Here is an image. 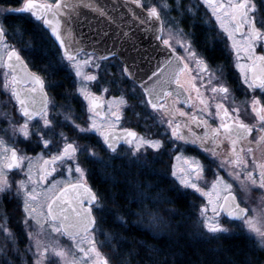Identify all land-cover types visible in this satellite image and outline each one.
I'll use <instances>...</instances> for the list:
<instances>
[{
	"label": "snow or ice",
	"instance_id": "6c2138e0",
	"mask_svg": "<svg viewBox=\"0 0 264 264\" xmlns=\"http://www.w3.org/2000/svg\"><path fill=\"white\" fill-rule=\"evenodd\" d=\"M131 3L137 7H143L142 0H131ZM202 3L211 9L215 22L219 24L223 33L227 34L237 60L243 53V58L248 61V63H237L236 65L241 71L243 83L247 89L253 92L259 89L264 94V54L258 55L256 52L257 46L264 52V15L259 13L257 4L254 0H202ZM260 3L264 6V0H260ZM85 6L93 8L100 16L106 15L104 9L99 5L88 4ZM161 9L171 10L172 5L168 3V0H160V8L155 5L149 6L147 16L143 19L135 12L132 13L141 25L152 23V29L145 30L149 32V46L153 48L156 56L164 57L157 63L155 69L149 68L148 71L143 72L137 64L129 63L127 59H121L123 53L116 46L115 39L112 47H105L106 54L97 55V49L94 43L89 42V38L84 34H78V38L75 37L72 26L78 22V17L74 15L76 5L64 3V0H55V3H50L48 0H43V2L21 0L19 7L0 10L27 13L30 17H34L32 31L46 39L48 30H50L52 36L59 42V47L56 52L51 54L54 59L49 58L41 71L46 76L52 77L59 71L70 68L75 77L79 78L77 92L84 101H87V110L90 113L86 120L88 126L83 127L75 123L70 103L58 106L49 99L45 91V76L27 69V64L20 51L8 43V36L12 33H9L6 25L0 21V49L7 53V60L0 56V68L5 69L2 86L5 91L10 92L11 99L15 100L18 112L23 119V123L19 125L11 124L10 121L13 135L19 134L25 140L36 136L37 144L42 145L48 151L47 159L44 158L43 153L40 154L39 159L43 161V166L34 175L33 158L18 152L15 147H9L5 140L0 138V196L7 198L13 192L12 184L8 180V172L13 169L24 172L26 179L15 182L14 195L19 197L22 202L23 219L21 223L23 232L29 241L25 251L32 253L35 258L34 264H46V254L50 249L64 261V264H112V260L102 254L97 246L95 233L100 226H98L96 216L93 215V209L96 208L102 213L107 211L109 214L111 211L106 208L103 198L88 185L84 168L76 162L78 152L87 154L100 166L101 176L105 182L109 180L113 184L124 182L132 188L126 199H128L129 205L135 204L136 208L133 209L129 206L127 214L137 217V220L134 221L135 224H141L150 229L153 237L165 234L170 227L162 214V206L173 204L174 201L163 195L162 191L152 195L151 190L157 187L156 184L147 179L142 181L138 177L134 181L127 179L128 173L123 170L124 165L113 163L114 159H124L126 155L130 154L128 161L130 164L134 163L137 167L146 168L148 165L144 154L148 149L159 153L164 142L160 139L140 136L129 129L116 131L123 116L122 108L128 106L124 95L113 97L112 101L115 103H109L108 113L102 122H97V118L101 117V97L90 91L89 84L98 81L96 72H99L104 66V62L109 61L110 58L113 61L121 59L119 66L121 79L128 78L134 85L138 84L143 93L140 104L145 108H150L151 114L157 116L160 123L167 124L166 133L170 129L169 140L174 149L177 141L184 144H199L205 152L217 157L220 155L217 148L223 140H227L231 148L221 161L220 166L231 165L234 171L243 170L247 181L253 185L259 183V186L264 188V157L258 160L252 155L253 168L248 170L246 154H253V148L245 149L244 146L254 128L260 133L255 139V144L257 146L264 145V104L256 97L252 99L251 111L255 114L257 121L254 125L245 123L240 118L239 108H233L230 112L229 108L225 106V101L229 100L231 94L230 89L222 82V67L217 65L215 71L211 69L204 55L197 51V41L194 40L195 33H186L179 27V21L174 17L169 16L166 21L162 18ZM175 10L179 11L181 16H189L192 20V27L197 26L198 6L196 2L185 5L182 0H176ZM28 31V29L21 30L17 27L14 34L19 36L25 51H36L32 47V41L25 39V34ZM238 34L239 39L237 38ZM102 35L107 38L108 33L104 32ZM65 36L73 40L71 48L66 44ZM129 39L128 33L122 31L120 34L121 45ZM211 39L206 36L205 43L211 42ZM152 41L158 43L153 45ZM96 43L99 41L97 40ZM131 46L134 51L141 53L144 59L151 63V53H148L146 49L138 48L135 42ZM177 48H180L185 54L178 55ZM61 49L62 51H60ZM89 49L92 50L89 51ZM112 66L116 67L117 65L113 64ZM89 67L96 72H86L85 69ZM217 72L220 73L219 76L216 75ZM24 83H30L32 87L21 89L20 85ZM111 83L119 86L120 80H113ZM47 85L49 87L58 86L55 80L47 81ZM172 85L176 87L172 89ZM201 89H205L211 95L206 98ZM103 91L108 92L109 89L104 88ZM193 92H195V101L200 105L199 115H190L175 107L181 96L186 97L185 103L191 102ZM36 93L40 94L39 104ZM132 95H135V88L132 89ZM173 97L174 99L169 103L168 98ZM50 103L53 109L57 107L68 109L64 113H57V115L63 114L64 116L61 123L71 122L78 134L87 136L89 133H97L102 137L103 145L106 146L108 152V159L101 158L91 149V146H81L75 141L68 142V137L63 132L58 133L62 146L53 143L51 134H54V125L53 119L49 118ZM201 116L207 118L202 119ZM182 117L188 119L181 123L178 118ZM214 117L218 118L220 123L217 127L212 128L208 125V119ZM37 118L39 120L33 124L32 122ZM192 124L205 128L203 136H198L192 131ZM121 142L130 146L124 155L120 151ZM248 143L252 142L248 141ZM49 145H52V148H49ZM175 158L177 160L183 158L186 167H181L178 170L173 167L171 175L184 188L194 189L208 198V203L199 208L200 226L206 230L201 235L218 237L219 234L229 233V229L220 222V214L223 212L232 221H239L237 227L241 231L246 229L248 233H254L256 243L261 250H264V206L252 208V215H250V209L241 207L240 202L231 192L232 185L225 183L219 176L212 183L211 190L204 191L198 183L204 171L203 165L195 158L182 157V155H177ZM25 161H27V165H25ZM69 161L75 162L74 167L69 165ZM59 167H66L69 176L75 171L78 174L76 182L61 183L59 187H57V182H53L45 193L38 192V185L45 182L47 177L55 173ZM109 168L113 169L112 173L106 171ZM256 169H259V180L254 176ZM117 174L125 176L126 179L118 180ZM154 174L151 169L144 173V175ZM235 175L239 179V171H235ZM218 185H222L228 191L226 196L222 198L219 196ZM241 185L244 186V181H241ZM213 193H217L215 199ZM42 197L43 203H41ZM112 198L115 200V193L112 194ZM209 211H211V215H209ZM163 212H167L169 215L176 214V210L170 207L163 208ZM29 221H34L36 226L34 230H29ZM114 222H118L123 228L128 227V222L123 215L116 214ZM45 224L52 232L66 234L76 241V247L83 254V258L73 257L69 260L63 249L46 244L41 239V233L45 231ZM0 235L4 239V244L0 245L3 264H16V260L9 253L20 258L23 257V253L17 246V236L8 227V217L3 212H0ZM104 235L107 246L112 248L119 264H136L138 258L142 264H168L163 249L156 245H150L147 241L134 238L130 240L115 231H104ZM85 241L88 245L87 248L81 246ZM125 243L130 244V247L122 252L118 245ZM141 250L144 252L143 257L140 256ZM23 264H27V262L24 261ZM245 264H252V261L246 260Z\"/></svg>",
	"mask_w": 264,
	"mask_h": 264
},
{
	"label": "flooded vegetation",
	"instance_id": "af4514ba",
	"mask_svg": "<svg viewBox=\"0 0 264 264\" xmlns=\"http://www.w3.org/2000/svg\"><path fill=\"white\" fill-rule=\"evenodd\" d=\"M48 2H55V0H48ZM175 2L176 0H168V3L172 5L171 10H164L161 9L162 18H164L166 21L168 20L169 16L174 17L176 20L179 21V27L182 28L186 33L187 32H194L195 37L194 40L197 41L196 47L197 51L202 53L207 60L209 66L211 69L215 71L216 66L219 65L223 69V76H222V82L225 83V85L230 89V98L228 101H225V106L229 108V111L231 112L233 108H239L240 109V118L244 120L245 123H248L250 125H254L257 123L255 114L251 111V102L254 97L258 98L262 104H264V94L260 92L259 89H257L255 92H253L250 89H247V86L243 83V76L241 74L240 69L236 66L237 63H248L246 59L243 58V53H241V58L237 60L235 52L231 49V41L228 39L227 34L223 33V30L219 28V24L215 22V17L211 14V9L204 5L203 3H197L198 11H197V20H196V27H192V20L189 16L184 15L181 16L180 12L175 10ZM254 2L257 4L258 11L261 15H264V6L261 5L260 0H254ZM182 3L185 5H190L193 2L191 1H185L182 0ZM21 4L15 6H10L11 8L19 7ZM143 7L147 10L149 6H157L160 8V0H142ZM12 13V12H11ZM30 16L27 13H22ZM33 20L34 18L31 17ZM259 27V25H257ZM211 37V42L205 43V37ZM237 38L239 39V34L237 35ZM53 41V40H52ZM54 42V41H53ZM257 54H264V52L261 51V48L257 46L256 48ZM177 54L178 55H184L185 53L180 49L177 48ZM23 58L25 59L26 63L28 64L29 68L37 73L38 75H44L46 79V87L45 91L48 94L49 99L54 102L56 105H68L70 103L71 105V114L73 119L75 120L76 124H79L83 127H87L86 120L88 119V116L90 113L88 112L87 108V101H84L83 98L79 97V95L71 97V91L74 90V82H73V75L69 72V70H65L66 73L69 74V76L72 79L71 82V88L67 93H60V95H55L53 92L52 87H49L47 85L48 78L41 71V66H34L32 67L29 64V61L25 58L23 54H21ZM49 58L51 57V54H49ZM111 59V58H110ZM109 59V60H110ZM164 58H162L163 60ZM112 60V59H111ZM118 64V67L120 66L121 61L119 59L115 60ZM34 62V61H33ZM35 63V62H34ZM36 64V63H35ZM40 69H38V68ZM120 69V67H119ZM195 75V73H193ZM217 76L220 75L219 72L216 73ZM125 82L130 83L135 88L136 93H139L140 97L135 98L130 94L129 92H123L120 91L118 95H124L125 98L128 101V106H125L122 108V119L120 120L119 124L117 125L116 131L119 132L122 129H129L131 131H134L138 133L140 136L142 134L146 133H157L155 134V139H160L164 142L163 148L166 153H161L164 149L162 148L159 153H156L154 150L148 149L147 152L144 154V159L147 161L148 167L143 168V170H139L140 175H138L137 171L129 170L131 169L129 164H124V161L129 159H120L116 158L114 159L115 163H119L120 165H124L123 170L131 171V174L134 176H138L140 179H147L151 180V178L160 176L162 180L170 181L172 182V179L169 177V172L171 169V164L173 161V158L179 155L180 152H187L189 155L193 158H195L197 161H199L200 164L203 165L205 169H207L208 174L212 181H216L217 177H222L223 181L227 184H231L234 186L233 190H231L232 193L235 194L237 197L238 202H240L241 206L248 207L250 209V213L252 208L255 207H261L264 206V188H261L259 186V183L253 185L251 182L247 181L245 179V172L243 170H235L239 171V179L236 178L235 171L232 168L231 165H227L225 167H221V161L224 159V157L229 153L230 151V144L227 140H223V142L219 145L217 148V151L220 153L219 156L213 157L210 155V153L205 152L199 144L193 145V144H184L183 142L177 141L176 142V149L172 151L171 155L167 154L169 150L173 147L172 142L169 140L170 136V129L166 133L167 124L166 123H160L157 116H154L152 113V110L150 108H145L143 105L140 104V98L142 97V89L138 85H134L130 79L125 78ZM199 83V82H197ZM213 83H216V81H213ZM28 86H31V84H28ZM176 86L173 85V88ZM204 96L207 98L211 95L210 92L206 91L205 89H201ZM97 96L101 97V117L97 118V122H102L104 116L108 113V105L109 101L106 97H104L99 91H92ZM192 101L189 103H185V96H181L179 98V101L176 103L175 107L188 112L190 115L197 114L199 115V108L200 105L195 101V92L192 93ZM173 98H168L169 103H171V100ZM115 103V102H111ZM195 105V106H194ZM18 106V105H17ZM68 109L57 107L55 109L52 108L51 103L49 104V111L52 114L53 119V125H54V131L56 130V133H78L73 126L71 125V122H65L61 123L63 121L64 116L63 114L57 115V113H64ZM214 110V108H213ZM235 114V113H233ZM202 119H206L207 117L201 116ZM39 119V118H37ZM181 123H183L185 120H187V117L178 118ZM220 121L218 118H211L208 119V125L212 128H215L219 125ZM192 131L196 133L198 136H203L205 132V128L203 127H197L196 124H192ZM185 132L187 130L185 129ZM163 133V134H161ZM97 135V133H94ZM73 135V134H72ZM260 133L254 128L252 134L248 137V141H251L252 143H248V141H245L244 146L245 149L247 147L253 148V154L247 155L246 159L248 160V170H252L253 164H252V155H254L258 160L264 157V151H262V148H264V145L257 146L255 144V139L258 138ZM70 138V136H69ZM100 139H96L92 141L93 146L100 147V149L103 151V157L106 158L108 155L106 151V146L103 145L102 137L99 136ZM71 139V138H70ZM70 141V140H69ZM68 141V142H69ZM55 144H59L58 142H53ZM60 145V144H59ZM100 145V146H99ZM62 146V145H61ZM129 145L124 144L121 142L120 145V151L124 149H129ZM49 148H52V145H49ZM174 148V147H173ZM55 151V149H53ZM19 152V151H18ZM128 156V155H127ZM130 157V156H128ZM48 156L45 157L47 159ZM43 166V161L40 163V166L38 169H40ZM149 169H151L155 174L154 175H144L143 173L149 172ZM154 169H156L154 171ZM163 171L162 174H160V171ZM16 171L10 170V172ZM159 171V173H157ZM95 175L98 177V180L100 182H103V178L101 176V173L96 168V172L93 171V169L90 170V174L88 175L87 183L91 185V181L93 180ZM58 175V172L52 173L50 176L47 177V180L45 182H42L37 188L38 192H41L45 188L47 189L51 183V181ZM254 176L259 180V169H256L254 172ZM241 181H244V186L241 185ZM76 181H73V183ZM177 190V193H179V188L175 187ZM228 194L226 192L224 196ZM12 202H8L4 206V212L8 213V227L16 234L17 236V246L20 249V251L23 253V257H16L13 253H9L10 256H12L13 259L16 260V264H23V261L25 259H28V256H30V252L25 251V249L28 248V237L23 232V224L21 223L23 216H22V210L19 206L13 203L15 201L13 198H10ZM43 200V197H42ZM223 218L226 220H231V218L227 217L225 214H220ZM237 222V221H232ZM34 223V221H29V224ZM30 230V229H29ZM65 235V234H64ZM67 236V235H65ZM69 237V236H67ZM2 244H4V239L2 240ZM0 260H3V255L0 254Z\"/></svg>",
	"mask_w": 264,
	"mask_h": 264
},
{
	"label": "trees",
	"instance_id": "16d2710c",
	"mask_svg": "<svg viewBox=\"0 0 264 264\" xmlns=\"http://www.w3.org/2000/svg\"><path fill=\"white\" fill-rule=\"evenodd\" d=\"M19 3L20 0H0V4L5 6H15ZM32 21L33 19L30 16L22 13H10L5 17L6 27L10 31L17 27L21 30H29L25 34V39H30L32 41V47L35 48L36 51H30V58L27 55H23L32 67L37 65L43 68L49 59V54L56 52L58 48L48 33V38L46 39L32 31ZM47 78L48 81H56L58 86L52 87V89L57 96L60 95L61 92L67 93L71 88L72 79L65 70L59 71L55 76H47ZM155 170L156 169H154V171ZM93 171L96 172V168H93ZM106 171L112 173L113 169L109 168ZM124 171L128 173L127 179L134 181L138 177L131 174V171ZM157 173H159V171ZM117 179L124 181L126 178L125 176L117 174ZM140 180L143 181L145 179L142 178ZM151 181L157 185V187L151 190L153 195L161 193L162 191L163 195L174 201L173 204L162 206V214L170 226L165 234L153 237L150 229L147 230L144 227L136 225L127 213L126 215L124 214L128 222L127 228H123L118 222H114L116 214L123 212L124 209V212H126L129 208L128 199H126V197H129L132 188L124 182L116 184H113L110 180L107 182H100L94 173L91 185L96 190L97 194L103 198L106 208L111 211V214L107 211L102 213L94 208L98 226L106 231L119 232L130 240L134 238L147 241L150 245L158 246L163 249L168 264H230V262L231 264H245L246 260H251L252 264L264 263V250H261L256 241L248 235L234 233L216 240H203L197 238L194 235L198 227L194 221V209L191 205V195H187L180 191L177 193L172 183L162 180L160 176H153ZM113 193H115V200L112 198ZM130 207L134 209L135 204H131ZM165 207L174 208L176 214L169 215L167 212H163V208ZM118 247L123 252L130 247V244L125 243L123 245H118ZM140 256H144L143 250H141ZM112 264H119L118 258L113 257ZM136 264H142L139 258Z\"/></svg>",
	"mask_w": 264,
	"mask_h": 264
},
{
	"label": "rangeland",
	"instance_id": "374dc122",
	"mask_svg": "<svg viewBox=\"0 0 264 264\" xmlns=\"http://www.w3.org/2000/svg\"><path fill=\"white\" fill-rule=\"evenodd\" d=\"M185 1L202 3V0H185ZM9 8H11V7L0 4V10L9 9ZM10 13L11 12L0 11V21H2L5 24V17ZM15 30H16V28L12 29L11 31L9 30V33H12V34L8 36V43L10 45L15 46V48L17 50H19L21 54H24L25 56L27 55L30 58V56H31L30 51L24 50V44L20 40L19 36H16L14 34ZM0 56H3L5 59L7 56L6 51H4L3 49H0ZM113 64H115L117 66L113 67L112 66ZM105 68H106V70H105ZM68 70L73 75V82H74V88H75L74 90L71 91V97H74L76 95L78 96L79 93L77 92V88L79 85H78L77 81L79 80V78L75 77L74 72L70 68ZM85 71L86 72H96V70L92 69L91 67L86 68ZM4 72H5V69L0 68V138H3L9 147H15V148H17V150L19 152H22L23 154H26L27 156L33 158V173L35 175L39 170L38 168L40 166V163L42 162V160L39 159L40 154L43 153L44 158H45L46 156H48V151L45 150L42 145L37 144L36 136H32L29 140H25L19 134L13 135V129L10 126V121H11V124L19 125V124L23 123V119L21 118V116L18 112V106H17L15 100L11 99L10 92L5 91L3 86H2L3 85V74H4ZM96 74L98 75V81L91 82L89 84V89H90V91L91 90L92 91H95V90L99 91L104 97H106L108 99L109 103L112 102L113 97H120V95H118L120 91L127 92V93L129 92L130 94H132V89L134 87L132 85H130V83L125 82L124 79H121L120 69H119L118 64L116 63L115 60L113 61L110 59L109 61L104 62V66L102 67V69L99 72H96ZM113 80H120V85L117 86V85L111 83V81H113ZM104 88H108L109 91L104 92L103 91ZM132 96H134L135 98L140 97L139 93H136V91H135V95H132ZM79 97H81V96H79ZM49 118L52 119V114L50 111H49ZM38 120L39 119L34 120L32 123L36 124ZM30 127H31V125H30ZM64 134L68 137V141L70 140L69 142L75 141L77 144H79L81 146H84V145L91 146V149L93 151H95L101 158L103 157L104 154H103V151L100 149V147L93 146V144H92L93 140L100 139L98 134H97L98 136H96V134H94V133H89L87 136H85L84 134H78V133H71V135H69V133H64ZM155 134H157V133H146L144 135L142 134V136L146 137V138L155 139L154 138ZM161 134H163V133H161ZM69 136L71 139L69 138ZM51 139L53 140V142H58L60 145H62L61 138L58 135V132L56 133V130L54 131V134H51ZM174 150L176 151V147H175V149L172 147L171 150H169L167 154L171 155L172 151H174ZM127 152H128V148L121 150L122 155H124ZM166 152L167 151H165V149H164L161 153H166ZM179 155H182V157L193 158L189 155V153L184 152V151L180 152ZM128 156H130V154H128ZM128 156L126 155L124 160L129 159L130 157H128ZM103 159L107 160L108 155L106 156V158L104 157ZM128 161L129 160L124 161V164H126V165L129 164V166L131 168L129 170L134 169L135 171H137L138 175H140V173L142 171L139 172V170H143V168L137 167L136 164H134V163L130 164ZM76 162H78L80 164V166L82 168H84L86 180H88V175L90 174L91 169L97 168L98 171L100 172V166L98 164H96L92 159H90L87 156V154H85L83 152H78L76 154ZM74 163L75 162L69 161V165H71L73 167H74ZM113 163L116 165H120L119 163H115L114 160H113ZM25 165H27V161H25ZM173 167H175L177 170L181 167H186L184 159L182 158L181 160H177L175 157L173 158V161L171 164V169L169 172V177H170V179H172V182H170V181L169 182L172 183L173 187H178L180 192L186 193L187 195L188 194L191 195L190 196L192 199L191 205L194 209V221L196 223V226L198 227V229L195 230L196 232H194V235L197 238H201L203 240H211V239L216 240V239H220L226 235H230V234H234V233H242V234L250 236L251 238H253L256 241L254 233H248L246 229L244 231H241L237 227V224L239 223V221L232 222L230 220H226L222 216H220V222L226 228L229 229V233L219 234L218 237H212L211 235H201L206 230L203 229L202 226H200L199 208L208 203V198L203 196L200 192H196L194 189L184 188L182 185H180L179 182L176 180V178L171 175ZM25 171H26V168H25ZM57 172H58V175L51 181L50 185H48L49 186L48 188H50L52 186L53 182H57V187H59L61 183L66 184L69 181H71V182L76 181V179L78 177V174L75 173V171H73L71 176H69L67 171H66V167H59ZM162 172L163 171L161 170L160 174H162ZM206 174H208V171H207V169L204 168L202 177L198 181V183H199V186L202 189H204V191H210L213 181ZM21 179H26L24 172H20L18 170L13 171V172H10V171L8 172V180L12 184L13 192L11 194H9L7 196V198L0 196V212L5 213L4 212V206L8 202H12V200H10V198H13L15 200V201H13V203L16 204L17 206H19L22 210L21 199L14 195V192L16 189V183L15 182L19 181ZM40 186L38 185L37 188H39ZM233 188H234V186H232L231 190H233ZM47 189L45 188L44 190L41 191V193H45ZM176 192H177V190H176ZM217 192H218L219 196L222 198L224 196V194L228 191L225 190L222 185H218L217 186ZM151 194H152V192H151ZM216 195H217V193H213L214 199L216 198ZM41 203H43V200H41ZM135 208H136V205H135ZM255 208H258V207H255ZM124 211H125V209H124ZM124 211L119 213V214L123 215V216H124V214L126 215L127 211L126 212H124ZM249 214L252 215L251 213H249ZM6 215H8V213H6ZM209 215H211V211H209ZM130 217H131V220L133 222L137 220V217H135V216H130ZM136 225H139V226L144 227L145 229L149 230L144 225H141V224H136ZM35 227L36 226L34 223L30 224V230H34ZM44 228H45V231L43 233H41V239L46 244H50L53 247L63 249L67 253L69 260H71L73 257L83 258V254L80 253L76 247V241H73L70 237H67L64 234L52 232L47 224L44 225ZM104 231H106V230L101 229V227H98V230L95 233L96 240H97V246L99 247V250L102 252V254H104L105 256L109 257L112 260V258L115 257V254L113 253L112 248L107 246V243L105 242ZM2 240H3V236L0 235V245H2ZM257 245H258V243H257ZM81 246L87 248L88 247L87 242L85 241ZM110 252H112V253H110ZM46 256H47L46 264H64V261L60 257H57L55 255V253H53L51 251V249L46 254ZM34 259L35 258L33 257L32 253H30V256H28V259L27 260L25 259V261L27 262V264H34ZM0 264H3V260H0Z\"/></svg>",
	"mask_w": 264,
	"mask_h": 264
},
{
	"label": "water",
	"instance_id": "95a60500",
	"mask_svg": "<svg viewBox=\"0 0 264 264\" xmlns=\"http://www.w3.org/2000/svg\"><path fill=\"white\" fill-rule=\"evenodd\" d=\"M38 2H43V0H38ZM64 3L76 5V12L74 13V15L78 17V22L74 23L72 26L73 35L78 38V34H84L87 38H89V42L94 43L95 48L97 49V55L106 54L104 52L105 47H112L113 40L115 39L116 46L119 47L123 53L121 59H127L129 63L137 64L142 72L148 71L149 68L155 69L157 63L162 61V58H164L156 56L153 48L149 46V32H146L145 30L147 29L150 31L152 29V23L141 25L139 21L136 20L132 15V13L135 12L137 16L141 17L142 19L145 18L147 16V10L144 7H137L133 5L131 3V0H64ZM88 4L99 5L104 9L106 15L100 16L93 10V8L85 6ZM122 31L127 32L130 39L121 45L120 34ZM104 32L108 33L107 38L102 35V33ZM48 33L57 47H59V42L55 40V37L52 36L50 30H48ZM65 39L66 44L71 48L73 46V40L69 39L67 36H65ZM97 40L99 41V43H96ZM133 42L136 43V46L138 48L146 49L148 53L152 54L150 57L151 63H149L147 59H144L141 53L133 50L131 46ZM151 43L154 45L158 42L152 41ZM91 50L92 49H89V51ZM60 51H62V49ZM121 59L119 60L121 61ZM5 60H7V56ZM23 60L26 63L24 58ZM27 69L33 72L29 68L28 64ZM144 78L146 79L147 77ZM28 84L30 83L21 84V89L31 88L32 85L28 86ZM171 88L174 89L173 85L171 86ZM35 95L37 103L39 104L40 94L36 93ZM222 213L223 212H221V214Z\"/></svg>",
	"mask_w": 264,
	"mask_h": 264
}]
</instances>
